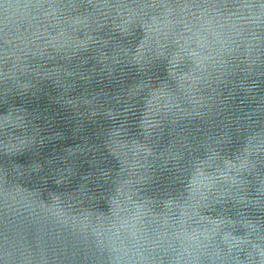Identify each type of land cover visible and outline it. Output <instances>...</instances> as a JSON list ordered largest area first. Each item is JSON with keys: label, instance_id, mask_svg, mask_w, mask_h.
Segmentation results:
<instances>
[{"label": "water", "instance_id": "1", "mask_svg": "<svg viewBox=\"0 0 264 264\" xmlns=\"http://www.w3.org/2000/svg\"><path fill=\"white\" fill-rule=\"evenodd\" d=\"M0 264H264V0H0Z\"/></svg>", "mask_w": 264, "mask_h": 264}]
</instances>
